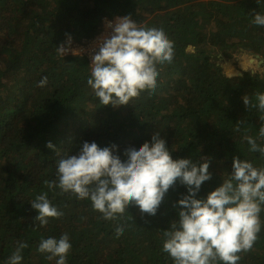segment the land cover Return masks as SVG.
I'll return each mask as SVG.
<instances>
[{
  "label": "trees",
  "instance_id": "trees-1",
  "mask_svg": "<svg viewBox=\"0 0 264 264\" xmlns=\"http://www.w3.org/2000/svg\"><path fill=\"white\" fill-rule=\"evenodd\" d=\"M254 12L264 14V0H0V264L17 241L28 244L22 264H55L37 248L42 238L63 233L72 244L68 264H173L162 251L163 231L178 219L173 205L184 186L170 188L154 216L129 205L123 216L105 220L90 200L44 182L56 179L58 160L83 141L114 143L123 159L126 147L155 131L173 159H209L212 176L197 198L229 176L233 156L264 168V155L250 151L245 139L264 146V112L242 100L255 104V93H264V27L252 23ZM116 15L163 28L175 55L171 64L157 65L154 92L114 108L88 85V58L61 55L58 46L69 37L87 44L103 18ZM42 77L47 84L39 87ZM41 192L63 212L46 226L34 220L30 204ZM259 215L258 239L238 264H264V210ZM119 225L124 231L117 236Z\"/></svg>",
  "mask_w": 264,
  "mask_h": 264
},
{
  "label": "clouds",
  "instance_id": "clouds-1",
  "mask_svg": "<svg viewBox=\"0 0 264 264\" xmlns=\"http://www.w3.org/2000/svg\"><path fill=\"white\" fill-rule=\"evenodd\" d=\"M252 23L264 27V14L254 12ZM107 26L111 32L101 38L92 55L87 83L102 105L115 108L130 104L144 91H155L157 65L173 62L175 44L163 28L138 24L130 15L118 16ZM68 51L65 44L58 46L61 55ZM46 84L47 77H42L38 86ZM242 100L247 109L257 107L264 112V93H255V104L245 95ZM259 137L264 138V127ZM245 139L250 151L264 155V146L256 139ZM46 146L55 150L50 141ZM123 157L114 143L101 147L95 140L83 141L74 154L58 160L56 179L44 183L49 190L58 188L60 194L90 200L105 220L123 216L129 205L138 207L142 215L154 216L169 189L180 184L187 192L173 205L179 206L178 219L163 231L162 242V251L173 264H238L240 254L252 250L262 227L264 168L233 156L229 176L205 198H197L202 184L212 176L209 159L202 157L199 163L173 159L160 131L139 146L126 147ZM30 204L41 226L49 218L63 216L47 192L36 195ZM123 231L122 225L115 229L117 236ZM27 247L26 242L17 241L7 264H22ZM71 248L69 234L63 233L59 239L42 238L37 251L46 254L47 260L55 259V264H68Z\"/></svg>",
  "mask_w": 264,
  "mask_h": 264
},
{
  "label": "built area",
  "instance_id": "built-area-1",
  "mask_svg": "<svg viewBox=\"0 0 264 264\" xmlns=\"http://www.w3.org/2000/svg\"><path fill=\"white\" fill-rule=\"evenodd\" d=\"M119 15L113 16L111 18H103L102 24L98 30V32L89 40L83 43V44H73L71 39L69 42V38L66 40V46L69 48V51L65 53L64 55L68 54H74V55H80V56H86L88 58L89 66H90V71H91V58L92 55L96 51H98V43L101 40L102 37H106L110 34L111 28L107 26V23L109 21L114 22L115 18L118 17Z\"/></svg>",
  "mask_w": 264,
  "mask_h": 264
},
{
  "label": "rangeland",
  "instance_id": "rangeland-1",
  "mask_svg": "<svg viewBox=\"0 0 264 264\" xmlns=\"http://www.w3.org/2000/svg\"><path fill=\"white\" fill-rule=\"evenodd\" d=\"M249 62H250V61H249ZM252 62H254V59L251 60V63H252ZM230 65H231V64H227L226 69L229 68V67H231ZM239 65H240L241 67H244V66L246 65V63H245V59H244V58H242V59L239 60ZM235 70H236V69L232 68V72H235Z\"/></svg>",
  "mask_w": 264,
  "mask_h": 264
}]
</instances>
